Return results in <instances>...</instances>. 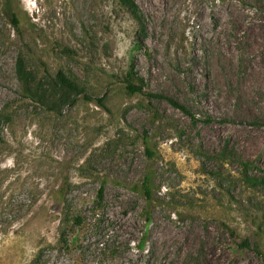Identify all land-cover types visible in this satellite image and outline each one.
Here are the masks:
<instances>
[{"label": "rangeland", "instance_id": "1", "mask_svg": "<svg viewBox=\"0 0 264 264\" xmlns=\"http://www.w3.org/2000/svg\"><path fill=\"white\" fill-rule=\"evenodd\" d=\"M134 1L136 20L118 0H0V264H264V0ZM141 27L135 69L196 119L126 92ZM20 54L94 99L20 102Z\"/></svg>", "mask_w": 264, "mask_h": 264}, {"label": "trees", "instance_id": "2", "mask_svg": "<svg viewBox=\"0 0 264 264\" xmlns=\"http://www.w3.org/2000/svg\"><path fill=\"white\" fill-rule=\"evenodd\" d=\"M121 6L124 7L131 15L132 18L139 19L140 10L138 5L134 0H118ZM11 21L18 32H22L21 20L18 14L12 10H10ZM138 31V38L133 42L131 47V57L129 66L125 72L123 77V85L128 94L131 95H143L152 99L159 100H167L171 105L181 110L185 114L191 116L196 119L195 115L191 112V110L181 103L179 100L172 96L165 95L163 93L152 92L148 89V84L145 78L135 69V61H134V53L135 51L148 50L147 45L143 42V37L146 35V31L143 27H141ZM16 72L18 76V80L20 83V102H31L39 106L40 108L47 109L48 111H53L60 113L67 106L74 105L77 100L81 97L86 100L92 101L94 99L93 95L88 90V87L85 83L81 81V79L76 74H70L66 71L60 70L55 76H44L38 77L33 69H31L28 65L27 58L24 54H20L17 59L16 64ZM96 101L98 105L102 107H106V97L105 96H97ZM14 103H7L3 108V112L1 115V124L11 121L13 114L11 112V108L14 106ZM207 123L211 122H220L225 123L227 120L221 119L217 120L212 117H207L205 120ZM150 155L153 154L150 148L147 149ZM249 164H251L249 162ZM246 163V165H249ZM252 181L257 183L258 177L251 178ZM262 181V180H261ZM264 181V180H263ZM259 182V181H258ZM144 195L146 197L147 206L151 204L153 200V173L152 171H148L145 174L142 186H141ZM135 190H138L137 186H134ZM104 191H105V183L102 184L98 196L97 201L102 202L104 199ZM55 199L57 205L61 208L63 213L65 212V201H66V193L63 189H58L55 191ZM145 213L147 214L148 222L151 221V214L148 208H145ZM65 221H69L71 218L70 213L65 212ZM74 219L78 220L77 217ZM146 238H143L142 242L139 244L141 248L144 247ZM243 245L249 246V243L244 241Z\"/></svg>", "mask_w": 264, "mask_h": 264}]
</instances>
